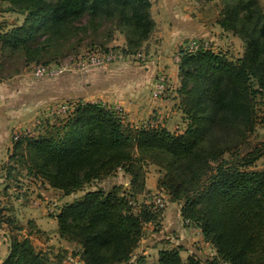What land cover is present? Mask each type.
I'll use <instances>...</instances> for the list:
<instances>
[{"label":"trees","instance_id":"trees-1","mask_svg":"<svg viewBox=\"0 0 264 264\" xmlns=\"http://www.w3.org/2000/svg\"><path fill=\"white\" fill-rule=\"evenodd\" d=\"M0 2L8 3L6 11L25 16L22 24L0 32V80L21 72L2 76L6 51L10 58L23 52L27 62L43 56L45 47L37 46L42 29L56 40L97 29L103 20L125 35L126 52L137 53L156 27L151 0ZM221 2L218 23L241 38L244 53L236 59L211 49L183 54L178 94L187 126L182 133L135 127L114 108L78 101L73 112L45 125L38 136H21L9 160L21 156L31 174L65 195L120 169L137 192L145 191L146 166L154 162L165 170L158 188L181 204L184 219L216 249L206 260L189 256L188 264H264V165L256 168L264 142L244 150L264 120L257 110L264 105V3ZM82 19L87 23L77 26ZM118 187L86 191L57 216L59 235L81 247L83 264H129L144 223H161L164 209L151 204L134 212ZM10 250L1 264H50L28 237H12ZM180 251L162 249L154 264H183ZM135 264L149 263L140 256Z\"/></svg>","mask_w":264,"mask_h":264},{"label":"crops","instance_id":"crops-1","mask_svg":"<svg viewBox=\"0 0 264 264\" xmlns=\"http://www.w3.org/2000/svg\"><path fill=\"white\" fill-rule=\"evenodd\" d=\"M189 1L151 0V13L156 22V27L147 41L148 43L151 42L152 48L150 51L144 50L142 52L148 54V60L151 56L152 58L142 67L136 66V64L130 65L125 60H118L84 71L65 72L51 79L38 78L30 70H22L17 74L1 79L0 166L9 162L10 155L13 152L12 134L19 131L23 137L33 136L32 130H34V127L42 124V121L40 124L37 123L40 121L39 117L43 113L45 115L51 105H57L63 100L100 102L110 108L121 109L128 121L132 123L141 122L150 126H162L170 131L182 133L186 129L187 122L183 118V113L179 107V64L173 52L178 50L185 40L196 37L214 42L219 47L211 46L209 49L215 52H222L228 56L232 55L235 47L232 42H234L241 49L236 57H241L244 53L241 38L230 31H226L218 23L219 10L216 0H212L213 2H209L202 8L195 10L193 3L205 2H201V0ZM261 1L264 3V0ZM239 42H241V46ZM108 45L111 48L125 49V35L118 31ZM136 63L139 64V61ZM158 71L167 74L169 86L162 98L154 99L150 90ZM172 126H174V129L171 128ZM125 176L128 178L127 173ZM150 178L153 182L152 185L149 184ZM158 178V174L148 173L146 189L156 190ZM44 185L51 189L48 192L45 191L51 195L49 201L56 210L53 212L51 207V216L56 218L58 226L57 216L63 207L61 203L72 202L84 193L72 200H67V198L75 195L77 191L65 195L62 191L52 188L47 182H44ZM31 189L34 190L36 187ZM38 191L43 192V188ZM37 194L38 192L31 196L33 204L29 206L28 211L32 212L30 218L37 226V231H47L41 226V221L34 217L35 207L42 208L43 213L47 215L45 204L36 196ZM162 217L161 226H159L160 231L152 234L150 240H154L153 237H159L160 250L181 248L182 258L194 255L203 259L204 252L199 248L200 243L204 244L206 242L208 245L211 243L205 240L198 226L184 219L181 204L170 201V206L165 208ZM152 225L153 223H149L151 230L153 229ZM52 237L54 239L58 237L62 240L63 244L61 245L71 242L62 238L59 232L53 233ZM164 239H170L171 243L163 244V242H166L162 241Z\"/></svg>","mask_w":264,"mask_h":264},{"label":"rangeland","instance_id":"rangeland-1","mask_svg":"<svg viewBox=\"0 0 264 264\" xmlns=\"http://www.w3.org/2000/svg\"><path fill=\"white\" fill-rule=\"evenodd\" d=\"M202 1H204L205 3H203ZM213 1L201 0L202 3H199V1L198 3H193L194 10L198 8H202L203 6L207 5V3ZM189 2H191V0ZM216 5L217 8L222 6L221 0H216ZM7 6H8L7 2H0V32L7 31L8 29L12 28L14 25L22 24L25 18L23 14H20L18 12L6 11ZM80 23L82 24H77V26H82L83 24H86L87 23L86 19H82ZM50 33L51 31L47 32L44 29H42L39 32L37 36V46H44L45 49L42 50L43 56L38 57L36 61L27 62L26 56L24 55L23 52L16 53L17 55L16 56L14 55L12 58H10L9 56L10 55L9 51L3 53L2 59L5 67L2 76L3 77L10 76L16 73V70H21V71L30 70L38 78L51 79V77L48 76H43V77L37 76L34 72V68L39 64H44L49 66H57V65L59 66V65L68 64L70 62H74V59L79 53L93 46L108 48L109 41H111V39L109 40L108 35L110 33H113L112 36L113 38L118 33V31H116L114 26H112L110 23L101 20L99 21V27L97 29L90 28L87 31L81 30V31H77L75 34L69 32L65 36L62 35L60 36V38H56V40L51 39ZM195 39L198 38L194 37L191 38L190 40H185L184 44L181 47H179L178 50L173 52L175 54V58L178 63L180 62L183 54L185 52L190 51L189 46L191 42L194 41ZM198 40H201L200 42L202 44H204L203 42H205L208 45V48L211 46L212 47L215 46L216 48L219 47L216 46L214 42L208 40L205 41L204 39H198ZM147 41L144 42L140 51H144V50L150 51V49L152 48V44L151 42L148 43ZM239 43L241 46V42ZM232 44L235 45L234 52L232 53V55H229V57L231 59H236L237 58L236 56L237 54L240 53L241 49H239V46H237L234 42H232ZM220 48L224 50V48L222 47ZM146 56L148 58L147 53ZM151 58L152 56L149 58V60ZM122 60L128 61L130 65L136 64V66H140V67L146 65L149 62V60L147 59L145 62H139V64H137L136 63L138 62L137 59H134L132 57ZM73 71L79 72L76 70ZM73 71H67V72H73ZM161 72L162 71H158L156 73V76ZM151 91L152 89L150 90V93ZM62 102H59L57 105L61 104ZM180 102H181V98H180ZM57 105L56 104L54 106L51 105V107H49L48 109L52 110V108ZM179 107L181 109V106ZM257 110H258L259 118L264 119V105L260 104ZM48 111L45 112V115L43 113L42 116L39 117L40 121H42V124L34 127V130H32L34 134L33 136H38L40 133H42L46 129L45 125H47L48 123L49 125H51L52 123L53 124L58 123L61 119L66 117L63 114H57V113H53L52 115L49 114L48 116L47 114ZM124 121L126 122V124H131L135 127L147 125L141 122H137V124L132 123L131 121H128L127 117H124ZM171 128L174 129V126H172ZM172 132H176V131H172ZM16 133H19V131ZM16 133L12 134V140L14 144L20 139V138L19 139L14 138ZM261 142H264V120L262 122L261 121L258 122L256 131L250 136L249 143L247 147H244V150L247 151L249 150V148L255 146L256 144H260ZM263 165H264V156L257 162L256 168L261 169L263 168ZM146 170H147L146 171L147 174L154 172L155 174H158L160 177L165 173V170L162 169L160 165L155 164L154 162L151 161H149V163L147 164ZM125 174H126L125 171L121 169L118 170V173L112 176L103 178L101 180H95L85 185L81 190L77 191L75 195L67 198V200H72L76 196H80L81 194L89 190H95L98 188L110 189L113 186L117 185L121 188L120 193H122V196L127 201V206H130L134 212H139L144 208L146 209V207H149L151 204H153L156 207L154 200L157 197H164L165 199V206L162 207V209L165 210V208L170 206L169 196L164 190L157 187L156 190L146 189L145 191L137 192V189L131 183L132 180L131 176L127 174L128 175L127 178ZM149 184L150 185L153 184L151 178ZM24 186L27 191L21 197L20 195L21 193H19V190ZM35 187L36 189H34ZM31 188H33L34 190H32ZM41 188H43V192L38 191ZM45 190L48 192L51 189L50 187H46L44 185L43 179L34 176L33 174L30 173L27 166V162H25V160H23L21 156H19L18 158H14L11 161L9 160V162L0 166V264L9 256L11 252L10 247H11L12 237H17L19 239H23L27 237L30 238L33 245L35 246V249L37 251L42 252L44 256L48 259L50 264H83V261L81 259V247L77 243L69 242L64 245H61L63 244L62 240H60L58 237L56 239L52 237L53 233L58 232L57 231L58 226H57L56 218L51 216L52 206H51V202L49 201L51 195L50 193H47ZM36 192H38L36 196L39 199H41V201H43V203L45 204L47 215L43 213L42 208L35 207L34 217H36L38 220L41 221L40 222L41 226L47 231H41V230L37 231L36 229L37 226H35L34 221L30 218L32 212L30 213L28 211L29 206L33 204L31 202L32 201L31 196H33L34 193ZM44 197H48V198L45 199ZM62 205H64V202L61 203V206ZM52 209L54 208L52 207ZM149 223H144L143 238L140 240L138 246L134 249L129 264H135V262L140 258V256H144L149 264H154L158 261L159 252H160V246H159L160 238L153 237L154 240H150V238L152 234H155L156 232L160 231L159 226H161V223L159 225H155V223H153L152 230L150 229ZM162 241H166L163 242V244L171 243L170 239L168 240L164 239ZM199 248H201L202 252H204L203 259L212 258L216 255V249L212 246V244L208 245L206 242L204 244L200 243ZM183 264H188L186 256L185 258H183ZM221 264H229V263L222 262Z\"/></svg>","mask_w":264,"mask_h":264},{"label":"built area","instance_id":"built-area-1","mask_svg":"<svg viewBox=\"0 0 264 264\" xmlns=\"http://www.w3.org/2000/svg\"><path fill=\"white\" fill-rule=\"evenodd\" d=\"M201 40L195 39L190 44V51L196 52L200 49H209L208 45L203 42L202 44L200 42ZM132 57L134 59H137L139 62H145L147 60V56L142 51H139L137 53H128L125 51V49L122 48H102L93 46L88 48L87 50L79 53L76 58L74 59V62H70L68 64L64 65H57V66H49L44 64H39L34 68V72L37 76H48L51 78L57 77L67 71H84L89 68L93 67H100L104 66L113 62H116L118 60L126 59ZM169 86V78L166 73L161 72L156 76V79L153 84V88L151 91V95L154 99L162 98L167 91ZM77 106V102L75 101H64L61 104L55 106L48 111L49 114L52 115L53 113L57 114H63L67 116L71 112L74 111V109ZM119 111V113L124 117V112L121 109H116ZM41 121L38 123L40 124ZM21 137L20 133H16L14 138L19 139ZM25 186L19 190V193H21V197L26 193ZM154 203L157 208H162L165 206V199L164 197H157L154 200ZM52 211H56L52 209Z\"/></svg>","mask_w":264,"mask_h":264}]
</instances>
